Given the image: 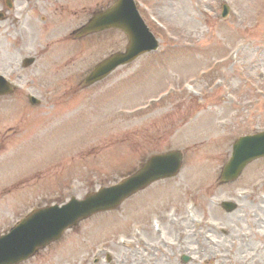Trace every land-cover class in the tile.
Wrapping results in <instances>:
<instances>
[{"label":"rangeland","instance_id":"1","mask_svg":"<svg viewBox=\"0 0 264 264\" xmlns=\"http://www.w3.org/2000/svg\"><path fill=\"white\" fill-rule=\"evenodd\" d=\"M55 1L46 8L52 22L37 35L35 24L26 29L23 45L0 23V72L21 86L0 97V188L25 174L15 188L0 191V234L38 206L83 198L152 154L180 149L185 158L176 177L81 222L51 245L49 258L26 264H69L88 256L90 241L102 240L115 257L109 264H118L140 208L164 205L186 218L191 264H225L234 256L264 264V230L254 236L246 219L249 208L264 205V158L237 181L220 182L235 140L264 130V0H136L159 50L87 88L85 76L124 50L128 38L118 29L70 36L115 0ZM39 48L37 62L23 68L24 56ZM29 94L41 103L31 104ZM226 199L238 209L227 213L220 207Z\"/></svg>","mask_w":264,"mask_h":264},{"label":"water","instance_id":"2","mask_svg":"<svg viewBox=\"0 0 264 264\" xmlns=\"http://www.w3.org/2000/svg\"><path fill=\"white\" fill-rule=\"evenodd\" d=\"M113 27L126 32L129 45L125 52L115 53L98 64L85 79L86 85L104 79L119 66L159 48V40L141 17L135 0H117L108 9L96 13L79 30L78 35ZM1 91L7 93L12 89L6 83ZM260 157H264V131L241 136L234 143L232 156L223 168L222 181L237 179L248 164ZM183 160L184 154L179 150L154 155L138 172L116 185L89 193L84 199L73 197L63 205L56 204L34 211L10 233L0 237V264H17L28 259L40 248L58 240L68 228L81 220L101 211L115 209L138 190L159 179L177 175Z\"/></svg>","mask_w":264,"mask_h":264},{"label":"flooded vegetation","instance_id":"3","mask_svg":"<svg viewBox=\"0 0 264 264\" xmlns=\"http://www.w3.org/2000/svg\"><path fill=\"white\" fill-rule=\"evenodd\" d=\"M47 2V0H9L11 4L9 5L6 0H0V10L6 9L3 10L4 19L1 20L0 23L12 33H18V39L22 43L21 45H23L25 41L23 33H26V29L32 28V25L35 24V34L37 35V31L42 32L46 28V24L48 23V19L45 16L47 15ZM54 2L56 3L57 1ZM0 28H2V26H0ZM36 54L37 56H35V58H38L41 54L40 48ZM22 61V67L24 68L26 67L27 60ZM35 61H37V59H35ZM14 186L15 184L13 187ZM254 202L256 201L254 200ZM155 210L156 211H153L152 207L146 209L140 208L136 221V231L133 235H129V239H134L136 245L122 247L123 249L119 254L118 264L192 263L193 256H191L189 248V237L192 239V236L184 229V226L187 228L189 227L182 219L183 216L179 215L181 223L177 226V220L168 213V209L157 208ZM246 219L252 234L254 236L260 235L259 231L264 230L262 229V227H264V205L255 204L252 208H249ZM182 225V230L178 229ZM156 226L158 228H156ZM231 229L232 228L229 227L227 233H230ZM255 239L262 241L257 237H255ZM262 244L264 245L263 241ZM98 247L102 248L99 250L100 253H97L99 256L94 258V253L97 251ZM50 248L51 247L41 251L36 257L39 256L40 259H46L45 255H47L49 258L51 253H48V249ZM70 248L73 247L71 246ZM108 248L109 247L105 245L103 240L100 242L90 241V245L88 246L89 252H87L88 256L80 260H77V258L71 259L69 264H92V262L93 264H109L115 257L103 252L104 249ZM222 257L223 256H219L218 259H222ZM228 260L230 263L225 264H247L237 259L236 256L230 257ZM28 262H25V264ZM257 264L260 263L258 262Z\"/></svg>","mask_w":264,"mask_h":264},{"label":"bare ground","instance_id":"4","mask_svg":"<svg viewBox=\"0 0 264 264\" xmlns=\"http://www.w3.org/2000/svg\"><path fill=\"white\" fill-rule=\"evenodd\" d=\"M190 221H191V222H194V218H191Z\"/></svg>","mask_w":264,"mask_h":264}]
</instances>
